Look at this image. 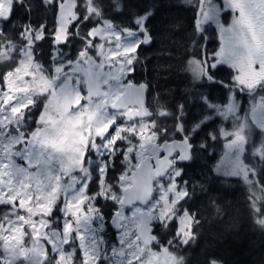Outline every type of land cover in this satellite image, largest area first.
I'll return each instance as SVG.
<instances>
[{
	"label": "snow or ice",
	"instance_id": "1",
	"mask_svg": "<svg viewBox=\"0 0 264 264\" xmlns=\"http://www.w3.org/2000/svg\"><path fill=\"white\" fill-rule=\"evenodd\" d=\"M2 2L0 139L22 135L15 145L16 160L33 170L46 169L52 157V153L46 154L47 148L60 156L76 155L80 166L73 173L83 176L78 187L84 195L70 200L57 185L48 190L47 197L28 196L24 200L27 206H22L19 196L10 199L5 193V199L0 200V264H28L29 254L39 255L41 247L43 264H49L50 257L51 264H61L57 240L65 252L74 250L72 264L77 260L88 264L79 246L77 229L94 222L88 215L89 204L102 218L100 235L113 232L106 251H111L113 244L121 245L117 234L122 228L113 220L120 204L115 197H108L113 190L123 191L118 181L128 173L132 190L125 212L136 215L135 202L146 198L139 188L145 180L139 152L144 153L152 170L159 167L158 161H165L167 167L159 173L158 181L152 180L156 190L148 194L150 198L144 204L147 208L158 202L152 209L158 214L147 221L150 239L127 264H153V258L155 264H180L182 257L177 254L195 240L194 228L199 224L184 208L195 195V184L183 179L185 170L181 164L195 158L192 140L211 117L204 115L186 127L182 104H177L174 112L165 107L153 113L152 105L159 100V94L151 91L150 82L134 83L130 79L142 63L143 50L154 40L150 26L155 5L132 11L126 0H40L52 14L49 28L43 21L33 24L29 19L31 0ZM187 2L194 9L193 32L203 42L187 61V70L201 86L227 87L231 94L228 102L220 106L203 93L199 99L212 113L231 118L232 130H218L227 141L225 147L235 153L223 172L243 178L252 193L249 211L253 222L264 226V166L258 169L245 163V159H254L264 164V0ZM21 10L26 22L17 26ZM120 16H127V22H119ZM212 25L219 47L209 53L207 32ZM77 40L80 46L73 55L70 48ZM45 41L49 43L47 61L42 51ZM224 71L230 75L227 85L218 79ZM245 93L251 98L247 109L239 99ZM10 116L20 118L23 124L13 122ZM154 116L160 120L173 118L171 133L159 126ZM32 137L41 145L35 163L29 158L31 153L25 155ZM210 139L215 140L216 135L210 134ZM118 160L131 161L133 169L123 164L120 175L112 177ZM215 170L220 173V165ZM102 182H108L109 193L101 192ZM160 188L167 193L164 200ZM103 202L111 205L108 212L101 207ZM165 204L167 207L159 214ZM66 235L71 238L65 239ZM134 239L137 244L144 243L138 233ZM95 264H108V258L101 256ZM209 264L221 262L211 259Z\"/></svg>",
	"mask_w": 264,
	"mask_h": 264
},
{
	"label": "trees",
	"instance_id": "2",
	"mask_svg": "<svg viewBox=\"0 0 264 264\" xmlns=\"http://www.w3.org/2000/svg\"><path fill=\"white\" fill-rule=\"evenodd\" d=\"M126 3L132 11L155 5V16L150 26L154 40L143 50L142 63L131 77L138 83L150 82L151 91L158 93L159 98L163 99L164 108L174 112L176 105L182 104L187 118H192L190 115L194 114L195 123L198 122L207 111L201 101L194 100L197 89L207 90L206 94L210 95V99H216L219 95L226 97L229 92L227 87L221 88L219 85L207 84L206 87H199L201 84L196 83L191 72L187 70V61L197 51V46L203 43L199 35L193 32L194 9L188 5L187 0H126ZM31 4L29 19L33 24L43 21L51 28V12L45 9L40 0H31ZM24 18L25 13L19 11L16 17L17 26L26 22ZM118 21L126 23L127 16L118 17ZM9 31L11 32V29ZM207 36L209 39L206 48L211 53L219 45L215 27H209ZM79 46V40L75 41L70 48L73 55ZM42 51L43 59L47 61V41L42 44ZM0 68L4 70L3 67ZM218 79L227 85L229 72H221ZM215 92H219V95ZM240 97L246 109L249 97L247 94H241ZM158 120V125L168 128L171 133L173 118ZM220 126L219 119L207 122L195 134L196 138H201L207 143L206 147H203L204 151L199 155L195 147V158L191 162L181 164L185 170L183 179L195 184V195L184 204V208L196 217L199 224L194 228L195 240L178 253L179 257H182L180 264H209L211 259H216L222 264H264V226L253 222L249 211V197L252 195L249 186L242 177L225 176L215 170L222 153V143L217 138L210 139V134L218 133ZM123 164L124 160H118L115 172L110 175L119 176L123 171ZM113 183L117 181L113 180ZM105 205L107 204L101 206ZM108 205L106 210L109 211L111 205Z\"/></svg>",
	"mask_w": 264,
	"mask_h": 264
},
{
	"label": "rangeland",
	"instance_id": "3",
	"mask_svg": "<svg viewBox=\"0 0 264 264\" xmlns=\"http://www.w3.org/2000/svg\"><path fill=\"white\" fill-rule=\"evenodd\" d=\"M3 7H4L3 2L2 0H0V10H3ZM212 26L215 27L214 25ZM203 85H207V84H203ZM196 92L197 93L195 96V100L198 98L197 100L200 101L198 94H200L201 92L208 97L211 103H214L217 106L225 105L228 102V97L231 95L229 93L225 97V95L222 96L219 95V92L218 93L215 92L217 95H219L220 98L217 97L216 99H210V95L206 94L205 90L197 89ZM239 99L242 103V98L240 96ZM248 101L249 102L246 106V109L249 107V104L251 103L250 97ZM156 104L159 107L158 111H162L164 109L160 99L156 101ZM205 110L207 111L205 115L211 117L208 122L214 119H219L221 122L220 129L232 130V123L230 117L229 118L221 117L217 113H212L210 110L206 108ZM259 115L260 112L258 111L257 112L258 118ZM191 116L192 118L189 119L187 118V114L185 116L184 122L186 127H191L195 124L194 114H191L190 117ZM13 122L20 123L21 125L23 124V121H21L20 118L18 117H15ZM212 134H215L216 138L222 143L221 144L222 153L220 154L219 160L216 165H220L221 167V172L219 174L225 175L223 171L228 167V165L232 160V155L235 156V153H231V150L225 147L227 141L221 135H219L218 133H212ZM253 138H256L255 132L253 133ZM21 139H23L22 135L20 137L11 136L8 139H0V200L5 199V193H7V197L10 199L19 196L21 198L22 206H27L24 204V200L28 196H39L43 194L47 197L48 190H50L52 187H55L57 185L60 188V193L66 196L67 198H69L70 200L78 198L81 195H84L83 190L79 189L78 187L79 181L83 179V176L73 173V169L78 168L80 166L79 159L76 155L72 153H65L64 155L60 156V155H56L53 152L52 148H47L46 154L52 153V157L48 161L46 169L41 170L40 168H37L33 170L25 165H19L17 163L16 160L17 149L15 148V145ZM30 141L31 143L26 145L28 152H26L25 155L28 156L29 153H31V156L29 158L32 160L33 163H35V154L41 150V145L39 143H35V137L30 138ZM192 141L196 145L197 153L201 155L202 151H204L201 145H206L207 143L203 141L201 138H196L195 140L193 138ZM138 156H140L141 158L140 161L145 157L143 152H139ZM55 162H57V164H55ZM245 163H250L252 164V166L257 167L258 169L259 167L264 166V164H262L261 161H256L254 159H245ZM124 164H127L130 170L133 169V165L131 161L124 160ZM21 169H23V171H21ZM84 172L88 173L87 167L84 168ZM127 175L128 173H125L124 177H122V179L118 181V183H120L121 185V189H123L129 184L126 180ZM225 176H229V175H225ZM262 183H264V181H262ZM29 184L32 185L30 188L27 186ZM102 184L103 186L101 188V192L109 193L108 182H102ZM93 187H95V185H93ZM160 191L164 192V189L160 188ZM69 193H71L70 196ZM166 196L167 193L164 192V196L161 197V199L164 200ZM112 197H115L117 203L120 204L119 211L121 213V217L123 220V226H122V231H120L117 234V238L122 241V244L119 246L113 244L112 250L106 251V245L113 238V232L109 231L106 234V236L100 235V232L98 230V225L102 223V218L100 217L99 212L95 210L91 206V204H89L88 215L90 221H94V222H90L88 224L78 226L77 229L79 246L82 249V253L85 260L88 261V264H95V260L101 256H105L108 258V264H127L128 260L134 255L139 254L145 246L144 243L137 244L136 240L134 239L135 234H137V227L140 223L138 213L141 210L153 212L152 209L158 204V202H154L153 204H148L147 208H145L143 205H136L134 209L136 215L133 216L132 213L125 212L126 207L123 205L122 202V191L119 190L111 191L108 198L110 199ZM36 203L37 201L34 200L33 205H35ZM105 203L106 202H103L102 204ZM106 204L107 205L105 206H101L104 208L105 212L108 211L106 210V208L107 207L109 208L108 203ZM166 207L167 205L165 204L164 208H160L159 214H162ZM29 220H31V217H29ZM64 238L69 239L71 237L66 235ZM57 245L61 249V253H62L61 264H72V257L74 255V250L72 252H65L63 250L64 245L60 243L59 240H57ZM129 245H132V247L129 248ZM119 250H123L125 254L123 256H120L118 254ZM28 264H43L42 247L39 255L34 257L31 253L29 254ZM49 264H51V257L49 258ZM76 264H81V261L77 260ZM153 264H155V258H153Z\"/></svg>",
	"mask_w": 264,
	"mask_h": 264
},
{
	"label": "water",
	"instance_id": "4",
	"mask_svg": "<svg viewBox=\"0 0 264 264\" xmlns=\"http://www.w3.org/2000/svg\"><path fill=\"white\" fill-rule=\"evenodd\" d=\"M0 72H2L1 69H0ZM177 139H179V138H177ZM169 147L171 148V146H169ZM140 163H141V165H144V168L142 169V171H144V173H145V180L139 186V188H140V191L145 194L146 198L144 200L137 201L135 203L144 205V204L147 203V200L150 198L148 196V194L149 193H153L156 190L155 187L152 185V180L153 179L158 180L159 173L161 171H163L164 168L167 167V163L165 161H158L157 163H158L159 167L156 168L155 170H152V166H151L150 163L147 162L146 157ZM126 179H127L128 182H130V184L128 186H126L123 189V191H122V202H123V205L125 207H129L130 206V204H129V192L132 190V186H131V180H130L128 175H127ZM155 215H156L155 212H148V211H145V210H141L138 213V216H139V219H140V223H139V225L137 227V233L140 235L141 240L145 244L150 239L149 234H148V232L146 230L147 221H148V219L152 218ZM113 220L117 224L121 225V228H122L123 220H122L120 211H118L117 215L115 217H113ZM119 254L123 255V252L119 251Z\"/></svg>",
	"mask_w": 264,
	"mask_h": 264
},
{
	"label": "flooded vegetation",
	"instance_id": "5",
	"mask_svg": "<svg viewBox=\"0 0 264 264\" xmlns=\"http://www.w3.org/2000/svg\"><path fill=\"white\" fill-rule=\"evenodd\" d=\"M3 71V70H2ZM160 100H161V103L163 104V99L160 97L159 98ZM158 105L155 103L154 105H152V111L155 113V112H157L158 111ZM14 118H15V116H11V120L12 121H14ZM154 119H156L157 118V121H159L158 119V117H153ZM177 138H179L178 136H177ZM81 155H82V152H81ZM55 164H57V162H55ZM59 164H60V162H59ZM61 164H62V162H61ZM183 165H181V167H182ZM93 174V176H94V173H92ZM51 175V174H50ZM49 175V176H50ZM119 251H122V250H119ZM119 251H118V254H119ZM123 252V255L125 254V252L124 251H122ZM120 255V254H119ZM123 255H120V256H123Z\"/></svg>",
	"mask_w": 264,
	"mask_h": 264
},
{
	"label": "bare ground",
	"instance_id": "6",
	"mask_svg": "<svg viewBox=\"0 0 264 264\" xmlns=\"http://www.w3.org/2000/svg\"><path fill=\"white\" fill-rule=\"evenodd\" d=\"M190 84H191V83H190ZM192 84H193V83H192ZM189 86H190V85H189ZM192 86H193V85H192ZM204 86H205V85H204ZM197 87H198V86H197ZM199 87H201V85H200ZM205 87H206V86H205ZM187 88H188V87H187ZM189 88H190V87H189ZM192 88H193V87H192ZM202 88H203V87H202ZM208 88H209V87H208ZM203 89H204V88H203ZM205 89H206V88H205ZM205 91H207V90H205ZM189 92H190V90H189ZM195 92H196V91H195ZM202 92H203V91H202ZM191 93H192V92H191ZM196 93H197V92H196ZM196 93H194V94L196 95ZM198 93H199V91H198ZM200 93H201V92H200ZM188 94H189V93H188ZM192 95H193V94H192ZM198 95H199V94H198ZM193 96H194V95H193ZM193 96H192V97H193ZM198 97H199V96H198ZM189 99H190V98H189ZM193 99H194V98H193ZM197 99H198V98H197ZM197 99H196V100H197ZM194 100H195V99H194ZM189 102H190V101H189ZM181 103H182V102H181ZM195 103L198 105L197 102H195ZM191 104H192V103H191ZM191 104H189V105H191ZM193 104H194V103H193ZM196 104H195V105H196ZM200 105H201V104H200ZM200 105H199V106H200ZM191 106H192V105H191ZM191 106H190V107H191ZM200 107H201V106H200ZM193 108H194V107H193ZM198 108H199V107H198ZM201 108H202V107H201ZM201 108H199V109H201ZM191 109H192V108H191ZM192 110H193V109H192ZM195 110H197V109H195ZM200 111H201V110H200ZM236 242H237V240H236Z\"/></svg>",
	"mask_w": 264,
	"mask_h": 264
}]
</instances>
